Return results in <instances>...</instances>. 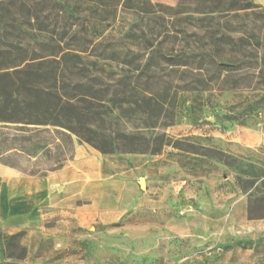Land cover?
Here are the masks:
<instances>
[{
	"label": "rangeland",
	"instance_id": "obj_1",
	"mask_svg": "<svg viewBox=\"0 0 264 264\" xmlns=\"http://www.w3.org/2000/svg\"><path fill=\"white\" fill-rule=\"evenodd\" d=\"M68 1L81 13L39 20L68 27L64 42L88 28L102 125L143 150L102 153L41 126L40 146L20 151L4 134L1 164L56 182L30 212L0 219V264H264V0ZM14 3L1 15L35 27ZM198 51L213 62L142 69L152 52ZM122 71L153 99L125 94Z\"/></svg>",
	"mask_w": 264,
	"mask_h": 264
},
{
	"label": "trees",
	"instance_id": "obj_2",
	"mask_svg": "<svg viewBox=\"0 0 264 264\" xmlns=\"http://www.w3.org/2000/svg\"><path fill=\"white\" fill-rule=\"evenodd\" d=\"M145 4L148 3L142 1L139 8L143 9ZM18 5L26 10L30 19H36V25L23 29L18 24H10L1 11L5 10L8 16L13 13L10 6H15L14 0L0 2V28L2 24L4 27L0 33V129L6 130L0 132V144L7 139L4 134H11L12 143L20 142V151H25L26 143L38 148L42 142L39 135L43 131L39 128L49 126L59 135L58 140L61 137L68 140L74 135L102 153L141 152L143 149L136 147L133 136L113 137L102 125L110 108L105 106L103 95H97L93 84L97 78L89 75L90 67L96 63H88L83 55L86 51L84 41L90 33L88 28L81 25L74 29L66 43L62 33H67L68 27L63 26L56 33L50 28V22L39 20L40 15L47 18L53 12L56 15L80 14L79 3H75L72 10L68 0H19ZM190 58H197L200 63L213 62L206 51L173 55L152 52L142 69L162 62L186 66ZM218 66L227 68L229 65L219 63ZM122 72L121 81L127 84L125 94L129 97L138 94L143 100L153 99L152 93L139 85L130 86L137 75ZM119 139L128 142L117 141ZM163 144L150 152H159Z\"/></svg>",
	"mask_w": 264,
	"mask_h": 264
},
{
	"label": "crops",
	"instance_id": "obj_3",
	"mask_svg": "<svg viewBox=\"0 0 264 264\" xmlns=\"http://www.w3.org/2000/svg\"><path fill=\"white\" fill-rule=\"evenodd\" d=\"M0 219L28 213L32 205L28 199L34 197L42 199L56 182L55 176L49 175L46 179L26 176L12 167L0 163ZM34 187V188H32Z\"/></svg>",
	"mask_w": 264,
	"mask_h": 264
},
{
	"label": "water",
	"instance_id": "obj_4",
	"mask_svg": "<svg viewBox=\"0 0 264 264\" xmlns=\"http://www.w3.org/2000/svg\"><path fill=\"white\" fill-rule=\"evenodd\" d=\"M140 186H141V188H143V187H144V185H143V181H141V183H140Z\"/></svg>",
	"mask_w": 264,
	"mask_h": 264
}]
</instances>
